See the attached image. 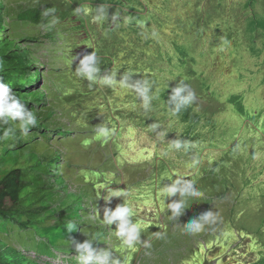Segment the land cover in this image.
Masks as SVG:
<instances>
[{
  "label": "trees",
  "instance_id": "obj_1",
  "mask_svg": "<svg viewBox=\"0 0 264 264\" xmlns=\"http://www.w3.org/2000/svg\"><path fill=\"white\" fill-rule=\"evenodd\" d=\"M101 4L109 6V21L103 26L91 22V16L74 12L79 6L95 9ZM46 8L56 9L58 23H52L53 16L42 14ZM154 12L171 17L172 22L160 19L152 24ZM113 13L120 16L116 23L110 21ZM152 31L165 40L162 53H152L148 47L156 40ZM221 44L226 47L223 52ZM92 51L100 59L101 76L110 70L117 72L119 79L123 73L131 72L133 80L142 78L153 83V92L160 98L153 101L151 111L140 108L137 97L129 90L93 84L76 76L78 60L70 67L72 56L82 58ZM219 53L228 55L221 59L225 65L239 63L244 57L255 82L248 91L262 94L263 110L264 0H196L194 7L189 0H0V83L9 84L38 118L27 137L17 132L14 138L0 141V264H78L69 240L82 242L86 238L96 240L94 248H109L121 264H201L196 251L202 235L181 234L171 221L163 222L155 232H147L143 221L138 220L141 239L152 246H137L128 254L115 233V224L107 226L102 218L103 207L114 209L124 201L111 199L106 205L97 187L124 168L130 160L128 156L143 164L138 170L140 177L130 179L132 184L139 183L135 192L146 183L159 182L168 173H178L182 166L174 165L182 161L181 157L192 161L196 156L211 163L209 174L200 179L207 182L212 197L223 195L222 200H227L243 193L241 182L256 153L250 158L237 150H247L245 144L257 142L250 126L257 108L249 105L247 93L245 107L242 95L230 97L231 104L239 102L235 109L246 116L239 121L228 113L220 126L211 121L213 114L194 104L173 116L165 103L177 71L182 76H197ZM180 79L184 78L175 83ZM213 79L209 75L199 79L198 84L214 93ZM94 93L99 103L91 100ZM216 106L208 107L215 111ZM90 108L98 114L94 124L89 122ZM68 111L72 118L63 123L59 113ZM153 123L160 125L159 131L166 132L165 137L150 130ZM101 124L113 132L107 142L97 134ZM247 125L249 139L245 140ZM4 127L8 125H0V131ZM125 134L131 136L130 140H122ZM177 137L192 141L195 147H217L210 155L204 149L194 152L195 147L188 153L177 152L171 148ZM81 138L79 146L87 145L92 154L71 162L72 142ZM261 143L264 165V137ZM219 146L221 149L216 151ZM80 168L84 171L80 172ZM207 185L203 183L201 188ZM162 187L163 184L148 192L157 203ZM199 199H188L194 211L203 207ZM261 213L257 221L244 227L227 224L215 230L212 238L233 233L238 241L246 239L248 253L252 251L254 255L244 252L240 262L248 258V264H264V210ZM69 221L77 225L71 233L65 229ZM157 233H163V238L157 239ZM182 236L192 240L184 242ZM169 250L172 253H167ZM152 253L155 260L149 256Z\"/></svg>",
  "mask_w": 264,
  "mask_h": 264
},
{
  "label": "clouds",
  "instance_id": "obj_2",
  "mask_svg": "<svg viewBox=\"0 0 264 264\" xmlns=\"http://www.w3.org/2000/svg\"><path fill=\"white\" fill-rule=\"evenodd\" d=\"M193 7L196 0H189ZM109 6H105L101 4L100 6L93 9L92 7L87 6H79L74 9L76 13H83L86 16H91V22L97 24L98 26H103L106 21H109V16L107 12V8ZM55 8H46L43 11V15L45 17L53 16L54 19L52 23H58L59 18L55 17ZM120 20L119 13H113L110 17V21L116 23ZM127 22V21H126ZM117 26L119 24L117 23ZM222 45V44H221ZM226 50V47L222 45V52ZM221 53L216 55V57L209 63L203 66L202 72L197 76L186 75L182 76L181 71H177L176 77L173 80V83L170 87L171 94L168 97V100L165 102L169 111L173 116H179V114L183 111L192 106L193 104L199 107L202 111L207 114H213L211 121L216 122L218 126L222 123H225V117L228 113L233 114L234 116L238 117L239 121L246 115L244 113H239L235 106L239 105V102L235 104L230 103V97L232 95H237V97L243 96V104L245 107V97L244 93H249V86L247 84V80L255 86V82H253V74L249 68L245 66L244 62L243 67H241V72L237 73L236 75H231L233 68L236 64L239 63H230V64H223L221 59L223 58ZM78 60V64L75 67V74L77 77L86 80L90 83H99L102 86L107 87H120L126 90L131 91L137 97L139 101V107L142 108L145 112L151 111L153 106V101L159 99V93L153 92V83L148 79H132L133 73L126 72L120 75L119 79H117V72H112L110 70H106L104 75H100V59L97 55V52L92 51L89 54H85L81 57L79 56H72L70 60V67L73 61ZM117 67H120L118 61H115ZM247 69V70H246ZM219 71V72H218ZM209 72H212L214 77V93H211L209 89L201 87L198 84L199 79L206 78L209 76ZM218 72V73H217ZM226 75L228 76L227 80H221V76ZM180 79L177 83L176 80ZM185 79L195 80L193 83L188 82ZM195 89L201 90L203 92H207V96L209 99L207 101L212 102V105H206L204 103L203 107H200L195 101L197 100V94ZM214 94V97H212ZM91 96V95H90ZM95 103H99L100 100L96 93L93 94L91 97ZM217 104L216 110L214 111L213 108L208 106H213ZM235 105V106H233ZM246 109V108H245ZM88 111L91 120L90 123L94 124L98 119V114H96L91 108ZM224 117V118H222ZM72 118L71 114L68 112L59 113V120L63 123H68L69 120ZM38 124V118L35 112L29 110L23 102L16 96L15 92L13 91L12 87L9 84L0 83V125H8V127H4L2 131H0V141L8 140L10 138H14L16 133L23 137H27L31 130L35 128ZM160 125L158 123H153L151 125V131L157 132V134L161 137H165L166 132L159 131ZM97 134L101 137L105 142L113 135L112 130L105 124H101L97 126ZM131 136H125L122 138L123 141L130 140ZM87 138L84 139V143H87ZM82 141V138H81ZM74 143V142H72ZM218 143V142H217ZM147 147H152L150 144H146ZM88 146L84 144L83 147H70V160L71 162H76L73 160L72 155L76 153H82V158L87 159V156L92 154V150L86 149ZM195 147V144L186 139H182L177 137L176 139L172 140L171 148L177 152L183 151L185 153L190 152ZM216 145H199L194 148V152H197L199 149H204L207 151L208 155L212 154ZM221 146L216 151H219ZM108 151V149H107ZM100 153L96 152V157H99ZM127 165L124 168H120L112 178H110L104 185H100V189L98 190L100 193L101 198L105 201L106 205L111 203V199H115L116 201H124L129 194V188H120V174L124 170L130 169L131 170V179L137 180L140 177V171L137 174L133 173V170H140L141 167L143 168V164L141 161L136 160L134 157H130ZM186 157H181L182 161H178L174 167L178 168L182 166L180 169H185L189 172L190 178H185L184 176H177L174 178L170 184L163 185L161 188L162 199L165 201V198H172L170 202L167 204L168 212L170 213V217L172 220L177 221L181 216L185 215L188 199L189 198H200L197 202H202L203 207L200 208L197 212L194 211L197 216L190 220L187 224L183 225L184 230H180V233L189 234V235H200V233L205 232L207 229L213 228L219 220V214L214 212L212 209L216 208L218 205L223 206H233L234 201L236 198H228L227 200H222L223 195H219L216 197H212L208 191L207 182L202 181L200 177L203 174H209V171L212 169L211 163L209 160H199L196 156H193L192 161H186ZM174 160V159H173ZM126 168V169H125ZM200 169V170H199ZM83 172L84 169L80 168V172ZM200 176L198 177V175ZM146 175V174H145ZM165 177L161 179L159 182L155 184L152 188V191H155L160 185L163 184ZM162 183V184H161ZM205 183L207 185L206 188H201V184ZM146 183L145 185H148ZM134 185H138L136 183ZM103 196H107L106 199ZM206 201L212 202L210 204H205ZM121 203L117 204L116 207H103V221L105 225L111 226L115 224V233L117 237L123 242V244L129 248L135 249L137 246H142L145 249L151 248V242L145 239H141V226L137 224V221H144L138 216V213H135L134 206L129 203ZM150 203H157L153 198L149 199ZM139 205V204H138ZM146 204L142 205L145 206ZM139 208H136L138 210ZM98 212V210L96 209ZM133 218V219H132ZM65 229L67 232L71 233L77 229V225L69 221ZM175 230H178L177 228ZM150 229L147 227V232ZM151 232H155L152 231ZM183 234V235H184ZM113 235L115 236L114 232ZM164 236L163 233H157V239H162ZM182 241L187 240L191 241L192 239L186 238L185 236ZM236 239L225 246L224 252L222 253L221 257L219 256H210L209 262L211 264H229L230 261L238 260L240 262L243 258V253L246 252L247 256H253V252L248 253V248L246 246V239L242 241H238ZM70 247L71 250L75 253L78 264H121L119 258L114 256L112 251L109 248H94L93 242L96 240L93 239H84L82 242L77 241L75 239H71ZM234 244V246H233ZM233 246V247H232ZM247 250V251H246ZM260 255H262V251L259 249ZM155 253V252H154ZM149 254L152 260H155V255ZM167 253H172L169 250ZM167 259V257H166ZM168 260V259H167ZM206 260L201 261L200 263L203 264ZM249 259L246 258L240 264H248ZM260 261V259H259ZM161 262V261H159ZM228 262V263H227ZM164 264H169L166 262H162Z\"/></svg>",
  "mask_w": 264,
  "mask_h": 264
},
{
  "label": "rangeland",
  "instance_id": "obj_3",
  "mask_svg": "<svg viewBox=\"0 0 264 264\" xmlns=\"http://www.w3.org/2000/svg\"><path fill=\"white\" fill-rule=\"evenodd\" d=\"M151 14L153 15L151 17L152 24H155V22H158L160 19H164V21L166 22H172V18L164 14H159L156 12ZM159 30L163 33H167L165 29ZM152 34L156 37V40H154L148 47L152 53H160L161 49H163L165 40H163L161 35L157 32L152 31ZM226 56L228 57V55ZM242 62H244L245 66L249 68L243 56ZM241 67H243V63L236 64L233 68V71L231 72V75H236L237 73L241 72ZM209 74L212 75V72H209ZM220 78L221 80H227L228 76L223 75ZM247 84L250 89L253 87V84L250 82V80H247ZM195 92L197 94V100L195 101V103H197L200 107H203L204 103L206 105H212V102L206 100L207 92H203L198 89H195ZM246 100L251 107L257 108L255 111L256 116L252 118L251 125L249 124L254 129V137L257 139V142L252 146H248L247 144H245V146L249 147V149H239L237 150V153L245 152L250 156V158L252 154H256L255 157L249 160L247 164V168L244 173V179L241 182L244 186V191L242 194L239 193V195H237L238 198L234 201V205L229 207L218 205L216 208L212 209L214 212H217L219 214L220 220L215 226H213V228L207 229L205 232L200 233L202 235V239H200L199 248L196 251L198 263L206 260L203 264H211L208 261L210 256H219L220 258L222 253L224 252L225 246L232 243L236 239L233 233L221 239H213L212 235L215 230L218 232L219 230L225 228L224 226L227 224H232L234 227H240L243 225L246 226L257 221L262 214L261 212L264 210V208H262V184L264 183V165H262L261 143L264 137V109L262 110V94L259 92H249L246 95ZM250 126L247 125V127L245 128V140L249 139ZM73 142V146H75L76 144L77 148L80 147L79 142H81V140H74ZM72 157L74 161H77L82 158V153H76L72 155ZM138 172L139 171L137 170H133L134 174H137ZM177 176H184L186 179L190 178V174L188 171H186L185 169H179L178 173H168V175L165 177L163 185L165 186L170 184V182ZM130 179V169L121 172V190H123L124 188H129L128 192L132 193L125 198V203L130 202L134 206L135 213L137 212L138 216L141 219L147 221L144 222V226L148 227V229L155 231V229L160 227L163 222L168 223L169 221H171L172 224L176 226V228L178 226L180 230L185 231L183 225L187 224L190 220L197 216L192 206H189L190 203H188L185 215L181 216L177 221L172 220L170 217V213L168 212L166 203L170 202L171 199H175V197L165 198L164 201L162 199V194H158L159 203L149 204V199L152 197L150 194H148V192H151L156 183L140 187L142 190L135 192L136 185L132 184ZM97 189H100V187H97ZM144 204L146 205L143 206L142 209L141 207ZM136 208L139 209L136 210ZM162 209H165V211H163ZM183 238L184 237H182L181 239ZM127 248L129 254V251L131 252L132 248ZM191 261L194 262L193 259ZM216 264L219 263L216 262Z\"/></svg>",
  "mask_w": 264,
  "mask_h": 264
}]
</instances>
